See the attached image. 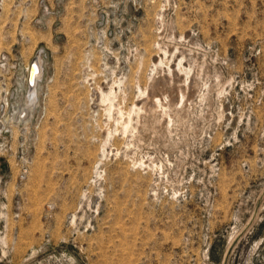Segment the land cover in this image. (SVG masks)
Returning a JSON list of instances; mask_svg holds the SVG:
<instances>
[{"label":"rangeland","instance_id":"1","mask_svg":"<svg viewBox=\"0 0 264 264\" xmlns=\"http://www.w3.org/2000/svg\"><path fill=\"white\" fill-rule=\"evenodd\" d=\"M0 264H264V0H0Z\"/></svg>","mask_w":264,"mask_h":264},{"label":"bare ground","instance_id":"2","mask_svg":"<svg viewBox=\"0 0 264 264\" xmlns=\"http://www.w3.org/2000/svg\"><path fill=\"white\" fill-rule=\"evenodd\" d=\"M161 50V49H160ZM162 51V53H163V55L164 56H166V54H168L166 51H165V49L164 50H161ZM40 59H38V58H36V59H34L33 60V62L32 63H30V65L28 66V81H29V84H28V90H27V94H26V99H25V107L22 109L21 108V111L20 112H24V113H26L27 112V108L29 107V106H32L33 104H34V102H35V100H36V90L37 89H35V86H36V84H37V81H38V79L40 78V76H41V65H40V61H39ZM42 61V60H41ZM170 61H168V59L166 60V59H162V58H160L158 61H157V63H154L153 64V66H154V69L153 70H155V69H157V68H162V66L163 65H165V67H166V69H167V71L168 72H170V71H172V69H171V67H170ZM183 56L179 59V61H178V63H177V69H178V71L179 72H185V75H187V77L185 76V84L187 85L188 84V82H187V78H188V73H189V69H188V71L186 70V68L185 67H183ZM185 68V69H184ZM166 73V72H165ZM190 73H192L191 71H190ZM170 75V74H169ZM87 78V77H86ZM189 81V80H188ZM86 82H87V80H86ZM169 82V81H168ZM114 86V85H113ZM178 87H180V86H178ZM186 87V86H185ZM120 88V87H119ZM151 88V87H150ZM182 89V88H181ZM187 89V88H186ZM138 90H139V94L137 95V96H141V97H146V100L148 101V100H151V106L153 105V108L154 107H156V106H162V104H161V100L162 99H160V98H158V97H155L154 95H152V93H151V95H149L148 96V94H147V89H145V90H141L140 88H138ZM149 90V89H148ZM183 90V89H182ZM180 91V89H179V91L178 92H180L179 94H180V98H181V100L180 101H182V99L184 98V93H183V91ZM185 92V91H184ZM149 93V92H148ZM95 94H97L98 95V97L97 98H99V102H100V104L101 105H104L105 106V109H106V111H110V110H112V109H114V100L116 99V98H114L115 96H114V94H116L115 93V90H113V87H110L109 88V90H107V91H103V90H101L100 88L95 92ZM187 95V94H186ZM143 98V99H144ZM164 98V97H163ZM179 101V102H180ZM184 101H185V98H184ZM164 102V101H163ZM148 103V102H147ZM168 103H170V102H168ZM166 104V103H165ZM171 104V103H170ZM180 104V103H179ZM145 103H142V106H136L135 104H133L132 105V107L128 110V112L126 113L127 114V119H126V121H125V117H124V113H123V111H122V108L121 107H116V109L119 111V115H120V118H121V120L123 121V122H119V123H122V125H123V127H124V129L126 130V128L127 127H129V125H130V121H131V117H130V115L132 114V113H135V110L136 111H140V110H142V108L143 109H145L144 107H145ZM150 107V106H149ZM151 108V107H150ZM149 108V109H150ZM158 108V107H157ZM157 108H155V109H157ZM163 109L165 108V107H162ZM161 108V109H162ZM156 111V110H155ZM117 112V111H116ZM118 113V112H117ZM137 113V112H136ZM118 115V116H119ZM109 116V115H108ZM113 116V115H112ZM107 139H109V138H107ZM104 148V147H103ZM103 150V149H102ZM101 153H103V152H101ZM102 155H104V154H102Z\"/></svg>","mask_w":264,"mask_h":264},{"label":"built area","instance_id":"3","mask_svg":"<svg viewBox=\"0 0 264 264\" xmlns=\"http://www.w3.org/2000/svg\"><path fill=\"white\" fill-rule=\"evenodd\" d=\"M26 73H27L26 74V84H27V87H28V84H29V81H28V67H27V72ZM25 116H26V113H24V112H22L21 114H18V117H19L18 121H21Z\"/></svg>","mask_w":264,"mask_h":264}]
</instances>
